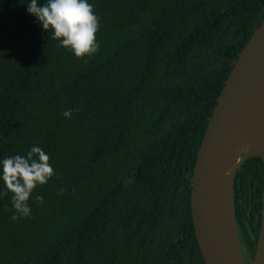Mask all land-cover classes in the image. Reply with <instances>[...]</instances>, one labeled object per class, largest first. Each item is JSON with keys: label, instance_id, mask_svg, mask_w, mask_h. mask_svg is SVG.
Masks as SVG:
<instances>
[{"label": "trees", "instance_id": "1", "mask_svg": "<svg viewBox=\"0 0 264 264\" xmlns=\"http://www.w3.org/2000/svg\"><path fill=\"white\" fill-rule=\"evenodd\" d=\"M88 2L100 47L84 63L28 0H0V160L39 146L56 173L27 218L11 219V193L0 198V264H206L190 207L196 155L264 0ZM263 189L250 156L233 183L244 254Z\"/></svg>", "mask_w": 264, "mask_h": 264}, {"label": "water", "instance_id": "2", "mask_svg": "<svg viewBox=\"0 0 264 264\" xmlns=\"http://www.w3.org/2000/svg\"><path fill=\"white\" fill-rule=\"evenodd\" d=\"M250 156L264 169V18L234 61L196 155L190 207L206 264H264V189L254 254H244L235 217L234 178Z\"/></svg>", "mask_w": 264, "mask_h": 264}, {"label": "clouds", "instance_id": "3", "mask_svg": "<svg viewBox=\"0 0 264 264\" xmlns=\"http://www.w3.org/2000/svg\"><path fill=\"white\" fill-rule=\"evenodd\" d=\"M26 11L36 18L45 32L51 31L52 39L75 58L87 63L86 58L98 52L99 17L88 0H44L43 3L28 0ZM73 111L65 110L62 115L71 118ZM54 175L50 156L39 146H33L26 155L15 154L0 160V180L4 185L0 198L11 193L12 220L30 216L31 194ZM35 200L38 204L43 203L42 196Z\"/></svg>", "mask_w": 264, "mask_h": 264}]
</instances>
